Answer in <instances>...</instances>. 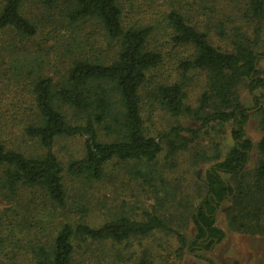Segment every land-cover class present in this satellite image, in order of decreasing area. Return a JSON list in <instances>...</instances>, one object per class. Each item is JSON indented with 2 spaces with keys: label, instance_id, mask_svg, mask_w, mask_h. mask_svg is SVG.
I'll return each instance as SVG.
<instances>
[{
  "label": "rangeland",
  "instance_id": "1",
  "mask_svg": "<svg viewBox=\"0 0 264 264\" xmlns=\"http://www.w3.org/2000/svg\"><path fill=\"white\" fill-rule=\"evenodd\" d=\"M74 0H61L47 7L41 0H24L21 13L36 26V34L26 37L9 28L0 33V141L8 149L28 157H43L38 140L29 139L26 128L37 121L32 94L38 78H51L62 87L74 62L87 60L110 65L118 59L120 42L107 34L95 19L72 22L69 12ZM125 27L151 26L147 48L163 55V63L147 75L140 90L144 131L161 142L162 151L153 162L113 160L105 167L101 180L74 178L68 165L85 156L83 137L58 138L55 154L65 169L63 184L67 193L65 208L42 191L19 188L14 195L0 189V264H36L34 249L50 248L65 223L80 218L98 228L120 217L144 221L147 213L157 215L173 230L184 235L183 248L176 235L155 231L149 236H133L117 243L112 240H75L77 264H264V217L258 220L239 209L233 197L222 202L216 212V226L224 232L209 251L191 245L197 234L193 216L206 198L207 173L223 161L234 146L231 122L203 125L190 115L173 116L154 97L160 85L181 83L187 94L186 105L196 110L208 90V75L201 71L183 73L181 63L193 60L196 48L173 42L174 31L167 16L180 12L189 25L208 35L223 52L236 46H249L261 57L258 70L264 78V18L251 11L252 0H120ZM5 0H0V12ZM244 80L237 89L240 102L250 109L246 133L253 143L243 176L221 174L233 188H255V170L264 155L258 144L264 137V87L249 88ZM59 109L72 124H83L68 107ZM222 109L217 101L200 118ZM181 127L184 131L169 135ZM167 134V135H166ZM101 142H111L98 127ZM195 138V139H193ZM180 147L172 154L171 146ZM2 169L0 168V176ZM264 195V194H263ZM256 198L261 197L257 192ZM264 211V202L261 203ZM82 209V210H81ZM81 210V211H80Z\"/></svg>",
  "mask_w": 264,
  "mask_h": 264
},
{
  "label": "trees",
  "instance_id": "2",
  "mask_svg": "<svg viewBox=\"0 0 264 264\" xmlns=\"http://www.w3.org/2000/svg\"><path fill=\"white\" fill-rule=\"evenodd\" d=\"M23 1L5 0L0 12V33L12 28L26 37L36 34V26L21 13ZM41 1L47 7H53L61 0ZM251 11L254 16L263 19L264 0H252ZM123 15L120 0L73 1L69 19L76 23L90 19L100 22L110 38L120 42L118 59L110 65L78 60L68 72L65 84L59 88H55L48 77L38 78L33 83L32 94L38 119L26 128L25 134L31 140H38L45 154L43 157H28L20 151L8 149L0 141V189L11 195L19 188L39 190L52 202L65 208V169L54 149L56 140L61 137L79 136L85 139V156L72 161L66 169L67 174L74 178L101 180L105 167L113 160L153 162L157 159L162 151L161 142L145 134L140 90L147 75L162 65L164 58L147 48L153 28L125 27ZM167 20L174 31V43L196 48L194 59L181 63L183 73L191 70L205 72L209 85L196 110L186 105L187 94L181 83L160 85L154 97L173 116L187 114L202 119L203 125L212 122H231L233 125L234 146L223 161L208 171V194L193 216L197 234L191 245L209 251L223 239L224 232L216 226V212L227 198L233 197L239 209L247 215H253L258 220L264 217L261 206L264 202V160L255 170L256 190L246 186L241 188V185L233 188L221 176L222 173L232 177L243 176L248 165L253 149L246 133L250 109L240 102L237 89L244 80L248 81L252 91L264 87V78L258 70L261 57L244 44L236 46L231 53L221 51L210 42L206 33L189 25L178 11H171ZM214 100L222 109L200 118ZM60 106L73 109L84 123L68 122ZM98 127L116 139L101 142ZM184 131L197 135V132L181 127H175L167 134L177 136ZM187 144L172 145V154ZM258 147L264 155V137ZM257 192L261 193V197H255ZM155 231L174 234L182 248L187 245L184 235L152 213H147L144 221L122 216L98 228L80 218L75 224L65 223L50 248L39 245L34 249L36 264H77L74 260L75 240L121 243L133 236H149ZM139 264H149V261L143 258Z\"/></svg>",
  "mask_w": 264,
  "mask_h": 264
}]
</instances>
